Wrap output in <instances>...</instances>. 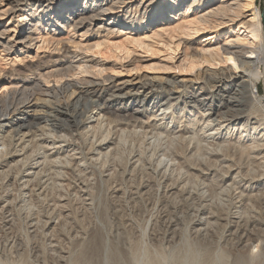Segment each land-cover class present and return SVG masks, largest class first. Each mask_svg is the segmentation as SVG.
<instances>
[{
	"label": "bare ground",
	"instance_id": "obj_1",
	"mask_svg": "<svg viewBox=\"0 0 264 264\" xmlns=\"http://www.w3.org/2000/svg\"><path fill=\"white\" fill-rule=\"evenodd\" d=\"M113 36L123 40L111 43ZM0 62L10 69L6 76L0 68L5 231L17 211L29 234L51 231L56 216L69 217V202L91 206L95 173L102 185L111 169L131 176L141 168L160 180L166 199L194 203L165 220L170 248L162 264L176 252L184 253L182 264H229L220 245L264 264V12L257 0H0ZM155 187L145 180L131 195L140 199ZM50 191L60 195L49 214L35 213L33 203L45 204ZM228 204L231 213L221 214ZM188 238L216 246L211 262ZM141 259L133 264H152Z\"/></svg>",
	"mask_w": 264,
	"mask_h": 264
},
{
	"label": "rangeland",
	"instance_id": "obj_2",
	"mask_svg": "<svg viewBox=\"0 0 264 264\" xmlns=\"http://www.w3.org/2000/svg\"><path fill=\"white\" fill-rule=\"evenodd\" d=\"M257 5L260 6L262 8V11L264 12V0H257ZM110 39L111 43H120L123 40V37L113 36ZM195 43H191L190 46L192 48H197L198 45L197 43ZM140 54H142L143 56L147 55L143 53ZM161 55L162 54L156 55V59L157 56L159 58ZM98 59L101 60L100 57ZM156 59L153 58L143 65L154 64L157 61ZM103 62L106 63L107 67L110 66L109 61ZM0 68L4 70V75L10 76L9 66L5 67V64L3 62H0ZM109 72L110 70H107V73ZM11 74L15 79L17 74L15 72ZM259 94L262 96L264 95L263 80L260 82ZM138 169L131 172V176H128L130 171L122 166L116 167V169H111L109 172V176L111 177L107 178L110 184L105 179L106 182H101L102 185H99V175L95 173L94 178L97 180L95 181L94 179V182L97 186L96 191L98 195L96 193L97 197H95V200L92 202L91 206L86 208L82 205L81 202H78V200L74 201L73 203L69 202L64 208L67 214L70 212V215L68 214L69 217L64 218V216H56L57 226L55 227L56 229L54 228L51 231H44L42 229H39L37 231L38 233L36 232L35 235L29 234L25 225L26 223L24 220V214L19 213L18 211L17 213L14 212V216H12L14 217L12 228L8 231H5V229L1 225V222L3 220L1 217L0 264H133V261H137L138 257L139 259H141L142 257V262L145 258H147L148 261H150L152 264H162L163 260L159 259L162 255L166 256L165 254H168V250L170 248L167 244H164L165 242L162 239L163 234L166 235V222L170 218L180 215V212H186V207L194 203L186 202L184 200H181L180 198L166 199L162 194L163 188L160 185V180L156 177H153V175L151 173L149 174L148 171H141V168ZM121 170L124 172L122 173ZM140 171L145 173H143L142 175ZM149 179L155 182L156 187L152 189V192H150V194L148 193L147 196L134 200V197H132L131 194L134 192L135 188H137V185ZM97 183L99 184L97 185ZM113 188H120L122 190V193L125 194L120 197H113L110 192ZM54 194L55 193L53 192H48L45 198V204L33 203L35 213L40 214L42 212L41 214L45 215L48 211L47 214H49L50 210H47L48 206L52 205L53 200L60 195L58 193H56V195ZM49 195L50 197H48ZM129 197H132V200ZM50 198L52 200H50ZM168 200L170 201L168 202ZM45 205L47 206L45 207ZM178 207L180 210L178 209ZM226 207L220 209L221 214H227V212H229H226V210L229 209L230 204H228V206ZM36 209L41 210L37 211ZM230 213L231 212H229V214ZM222 235V229H217L213 237L219 238ZM226 235L227 234H224V236ZM51 239H55V241H57L59 244L54 249L50 247L48 242ZM188 240H186V242L188 241V244L190 245V247H192V251H194L195 249H199V251H201V254L203 256V260L201 261L203 263H209V261L211 262V259L213 258L212 255L216 251L215 245L210 243L207 244L208 241L206 242L205 240H200V238L194 240L193 238H188ZM18 242L21 244L22 248L19 245H16L18 244ZM184 242L185 240L181 243ZM176 243H178V240H176ZM203 243L204 245H202ZM184 244L177 248L179 252L181 250H185ZM234 247L235 246L225 247V245H220L219 249L221 251V255L223 254L222 257L225 259L224 261L228 260L227 263L229 264H234L236 261H239L237 262V264H248L247 252L245 250ZM10 251H12V253ZM142 251L144 253V259L143 256H141ZM58 253L60 257L63 256V259L65 258L64 261L61 258L60 260H58ZM176 254L177 252L174 254L175 258H173L172 260H166L165 264L167 263V261H169L167 264H182L181 258L184 256V253L180 255ZM155 255H157L158 257Z\"/></svg>",
	"mask_w": 264,
	"mask_h": 264
},
{
	"label": "snow or ice",
	"instance_id": "obj_3",
	"mask_svg": "<svg viewBox=\"0 0 264 264\" xmlns=\"http://www.w3.org/2000/svg\"><path fill=\"white\" fill-rule=\"evenodd\" d=\"M229 61L232 62L231 57L229 58Z\"/></svg>",
	"mask_w": 264,
	"mask_h": 264
}]
</instances>
